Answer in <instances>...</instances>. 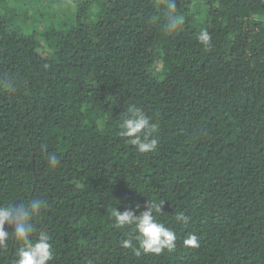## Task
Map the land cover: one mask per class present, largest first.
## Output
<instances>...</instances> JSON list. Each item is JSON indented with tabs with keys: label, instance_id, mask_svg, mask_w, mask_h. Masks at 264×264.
Segmentation results:
<instances>
[{
	"label": "trees",
	"instance_id": "trees-1",
	"mask_svg": "<svg viewBox=\"0 0 264 264\" xmlns=\"http://www.w3.org/2000/svg\"><path fill=\"white\" fill-rule=\"evenodd\" d=\"M68 1L0 0V203L46 202L52 264H264V0H174L172 32L165 0ZM129 108L154 152L120 137ZM147 200L171 252L121 247L111 210ZM15 259L10 242L0 264Z\"/></svg>",
	"mask_w": 264,
	"mask_h": 264
},
{
	"label": "clouds",
	"instance_id": "clouds-1",
	"mask_svg": "<svg viewBox=\"0 0 264 264\" xmlns=\"http://www.w3.org/2000/svg\"><path fill=\"white\" fill-rule=\"evenodd\" d=\"M163 14L166 20L164 27L168 32L178 29L184 23V17L179 13L174 0H165ZM197 39L205 48L211 43V35L205 30L199 32ZM119 130L120 137L125 138L139 153L156 150L158 141L153 137L157 130L156 125L140 109L129 108L119 122ZM58 163L55 155L48 157L51 167H56ZM163 204V201L147 200L146 210L140 214L132 209L121 212L113 207L110 218L114 227L129 229L132 233L130 238L121 241V247L133 248L136 255H159L165 250L171 252L176 248L175 231L157 218V214L163 212ZM45 207L46 202L41 198L21 199L19 203H0V251H6L10 242L15 243L14 264H52L55 255L52 238L46 231L39 229L36 223ZM175 220L187 224L189 217L180 213ZM184 243L190 247L199 246L198 238L194 234L188 235Z\"/></svg>",
	"mask_w": 264,
	"mask_h": 264
},
{
	"label": "rangeland",
	"instance_id": "rangeland-1",
	"mask_svg": "<svg viewBox=\"0 0 264 264\" xmlns=\"http://www.w3.org/2000/svg\"><path fill=\"white\" fill-rule=\"evenodd\" d=\"M47 2H49L48 4L51 6L53 5L52 7H54L55 10L57 11H66L67 10V7L70 6V3L68 0H59V1H56V2H52V0H46ZM37 8V7H36ZM36 10V9H35ZM36 12V11H35ZM37 16V15H36Z\"/></svg>",
	"mask_w": 264,
	"mask_h": 264
}]
</instances>
